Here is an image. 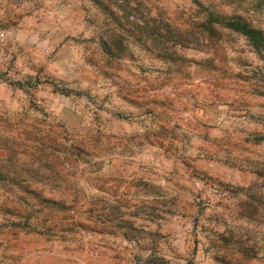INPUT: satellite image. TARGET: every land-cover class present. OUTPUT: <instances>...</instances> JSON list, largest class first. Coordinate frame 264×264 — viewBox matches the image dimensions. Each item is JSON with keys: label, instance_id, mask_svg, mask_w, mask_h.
I'll return each mask as SVG.
<instances>
[{"label": "rangeland", "instance_id": "1", "mask_svg": "<svg viewBox=\"0 0 264 264\" xmlns=\"http://www.w3.org/2000/svg\"><path fill=\"white\" fill-rule=\"evenodd\" d=\"M188 3L0 0V264H264V53Z\"/></svg>", "mask_w": 264, "mask_h": 264}, {"label": "trees", "instance_id": "2", "mask_svg": "<svg viewBox=\"0 0 264 264\" xmlns=\"http://www.w3.org/2000/svg\"><path fill=\"white\" fill-rule=\"evenodd\" d=\"M181 9L192 27L207 36L208 40L221 44L222 31H228L243 37L254 52L264 53V0H189L188 4L181 5ZM139 15L136 18L139 33L156 37L155 29L143 20V14ZM173 40L176 45H181L177 36L174 35ZM127 42L124 38L113 42L105 40L103 48L112 58H132L133 51ZM74 151L70 156L77 160L80 150ZM52 171L57 173L55 168Z\"/></svg>", "mask_w": 264, "mask_h": 264}, {"label": "built area", "instance_id": "3", "mask_svg": "<svg viewBox=\"0 0 264 264\" xmlns=\"http://www.w3.org/2000/svg\"><path fill=\"white\" fill-rule=\"evenodd\" d=\"M4 38V34H0V40H3ZM210 193L213 195V196H218L220 195L219 194V190L216 188V187H212L210 188Z\"/></svg>", "mask_w": 264, "mask_h": 264}]
</instances>
